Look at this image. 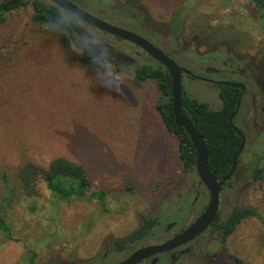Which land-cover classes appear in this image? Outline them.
I'll return each instance as SVG.
<instances>
[{"label":"rangeland","instance_id":"obj_1","mask_svg":"<svg viewBox=\"0 0 264 264\" xmlns=\"http://www.w3.org/2000/svg\"><path fill=\"white\" fill-rule=\"evenodd\" d=\"M67 1L145 38L190 75L205 79L182 74V90L213 110L221 107L220 86L211 81L247 86L253 96L241 98L234 121L244 147L233 186L220 191L218 212L250 207L264 219V179L250 178L254 166L264 165V19L251 3L130 0L134 15H122L112 8L114 0ZM30 15L26 6L0 22V215L9 226L8 232L0 228V264H30L31 250L33 264H115L127 252L117 253L109 243L135 231L141 216H154L161 228L133 244L135 249L159 244L191 224L209 196L196 173L182 170L178 140L155 108L156 85L125 78L132 77L136 65L156 62L132 43L72 16L90 37V47L110 50L106 62L80 66L71 60L80 50L65 51L57 35L33 24ZM222 62L240 65L249 76L252 71L259 85L239 73L206 74L207 67L226 70ZM110 74L120 79L110 80ZM59 156L83 165L92 189L106 192L107 211L94 201L56 202L42 186L37 198L8 193L16 185L17 165L26 160L47 165ZM188 249L175 264H235L232 257L264 264V224L254 218L242 222L226 250L209 235ZM214 253L211 262L203 260Z\"/></svg>","mask_w":264,"mask_h":264},{"label":"trees","instance_id":"obj_2","mask_svg":"<svg viewBox=\"0 0 264 264\" xmlns=\"http://www.w3.org/2000/svg\"><path fill=\"white\" fill-rule=\"evenodd\" d=\"M123 1L128 7L123 8L126 5L120 0L114 7H118L121 14L132 15L130 9L134 7L133 2L130 0ZM247 1L253 6L255 14L260 19H264V0ZM26 6L31 7V22L53 31L65 51L80 50L79 55L73 54L71 58L76 64L94 68L98 61L106 62L107 59H110L108 55L110 53L106 52L108 49L101 47L103 50L100 48L96 50L87 44L90 37L74 22L72 15H64L63 11L47 0H1L0 22L4 20L7 13L20 10ZM132 77L137 83L153 82L156 85L160 95L155 108L166 130L178 140L182 170L186 173H196L194 147L184 129L174 123L171 107V79L168 71L160 64H140L134 68ZM218 97L221 107L213 110L206 103L198 101L182 90L183 113L203 137L209 151L208 168L215 179L221 181L230 172L232 158L240 145V138L231 129L228 122L229 116L236 108L238 90L228 86H220ZM235 119L234 117L233 123ZM7 178L6 172H3L1 179L6 183ZM250 178L254 182L262 181L264 179V165L254 166ZM15 179L16 185L12 186L8 192L11 195L19 193L26 199L37 198L40 196L42 186L56 202L82 203L94 201L103 211H107L106 192L92 189V184L83 165L72 162L65 157H55L47 165L26 160L17 165ZM6 187L8 188V186ZM225 187L223 186L221 189ZM29 208L33 210L35 206L29 205ZM249 218L257 219L264 224V219L255 209L233 206L224 215L220 212L217 213L209 227L208 234L219 243L220 249L226 250L227 239L235 232L237 226ZM5 221V215H0V228L8 232L9 226L6 225ZM159 225L154 216H141L140 225L135 231L109 243V247L116 252L124 250L130 252L133 244L152 236L154 229ZM29 252L30 264H33L35 253L32 250ZM216 254L214 253L207 260H203L209 263ZM232 259L235 264H247L240 258L232 257Z\"/></svg>","mask_w":264,"mask_h":264},{"label":"water","instance_id":"obj_3","mask_svg":"<svg viewBox=\"0 0 264 264\" xmlns=\"http://www.w3.org/2000/svg\"><path fill=\"white\" fill-rule=\"evenodd\" d=\"M53 5L57 6L60 10L71 14L78 20L82 21L86 25L93 27L101 32L114 36L118 39L131 42L138 46L145 54L164 67L171 79V107L174 117V123L176 126H180L189 136V139L195 150V171L200 183L204 186L209 194V200L204 208L203 212L186 227L181 233L175 235L173 238L165 241L161 244L147 245L136 249L124 260L115 264H139L147 258L156 256L164 252L171 251L177 247H180L186 243L193 241L200 236L206 229L210 227L215 216L219 210V194L224 185H228L232 179L233 174L237 167L238 156L242 153L245 138L243 133L234 125L233 118L236 116L240 103L242 92L244 91V85L242 83L231 82H214L219 86H228L233 89H240L241 93L237 98L235 111L229 116L228 122L233 131L236 132L240 138V145L232 158V167L228 175L221 181H217L213 174L210 172L207 164L209 151L205 144V141L199 131L195 129L191 121L184 115L182 110V85L181 75L182 73L190 74L188 71L179 67L171 58L165 55L161 50L152 45L145 38L134 34L133 32L114 27L109 25L100 19L86 13L80 8L76 7L67 0H47ZM200 79V77L195 76Z\"/></svg>","mask_w":264,"mask_h":264},{"label":"flooded vegetation","instance_id":"obj_4","mask_svg":"<svg viewBox=\"0 0 264 264\" xmlns=\"http://www.w3.org/2000/svg\"><path fill=\"white\" fill-rule=\"evenodd\" d=\"M114 3L112 4V8L113 9H115V10H117L118 12H119V10H118V7H114V6H116L117 5V3H118V1H113ZM125 7H127V6H124L123 8H125ZM62 11V10H61ZM63 13H64V15H71V14H68V13H66V12H64L63 11ZM121 13V12H120ZM123 15V14H122ZM132 15H134V14H132ZM82 22V21H81ZM83 23V22H82ZM85 24V23H84ZM86 25V24H85ZM88 26V25H87ZM90 27V26H89ZM91 28H93V27H91ZM95 29V28H94ZM104 33V32H103ZM106 34V33H105ZM109 35V34H108ZM111 36V35H110ZM112 37H114V36H112ZM114 38H116V37H114ZM118 39V38H117ZM121 40V39H120ZM131 43V42H130ZM133 44V43H132ZM135 47H137L138 49H140L138 46H136L135 44H133ZM103 49H106L107 48V46L105 47V46H101ZM141 50V49H140ZM101 51V50H100ZM142 51V50H141ZM143 52V51H142ZM144 53V52H143ZM145 54V53H144ZM145 55H147V54H145ZM148 56V55H147ZM149 57V56H148ZM150 58V57H149ZM150 59H152V58H150ZM153 60V59H152ZM220 60H218V59H216V58H213V62H215V63H217V62H219ZM156 62V61H155ZM156 64H158L157 62H156ZM221 64H223L224 66L226 65V66H228V68L225 70V69H218V68H214V67H207L206 69H205V72H206V74H209V73H211V72H229L230 74H243V75H247V76H249V74L248 73H246L245 72V68H242L240 65H235V64H233V63H231L230 62V64H228L227 65V62H222ZM240 66V67H239ZM252 71L250 72V76L252 75ZM182 74H185V73H182ZM185 75H190V74H185ZM191 77H193V78H195V76H192V75H190ZM248 77V78H250V80H252V83L255 85V86H257V85H259V81L257 80V79H255V78H252V76L251 77ZM247 78V77H246ZM247 78V79H248ZM195 79H197V78H195ZM200 79L201 80H205V79H203V78H201L200 77ZM212 83H214L213 81H211ZM231 83H242V82H231ZM243 85H244V91L242 92V96H241V98L242 97H244L245 95H251V96H253V94L252 93H250V91H248V88H247V86L244 84V83H242ZM238 90V96H239V94L241 93V90L240 89H237ZM261 93H264V91H262V88H261V91H260ZM239 111V110H238ZM262 111H264V109L262 110ZM237 115V114H236ZM199 184L200 185H202L201 183H200V181H199ZM229 184H230V186H228V185H224V186H226V187H228V188H230V187H232L233 186V183H232V181L230 180L229 181ZM203 186V185H202ZM204 187V186H203ZM205 189V188H204ZM206 190V189H205ZM221 191V190H220ZM206 192H207V190H206ZM207 194H208V192H207ZM197 196H198V192H197ZM196 196V197H197ZM208 196H209V194H208ZM194 202V201H193ZM206 207V206H205ZM204 207V208H205ZM204 208L201 210V213L203 212V210H204ZM200 213V214H201ZM199 214V215H200ZM198 215V216H199ZM197 216V217H198ZM163 222H165V220L163 221ZM163 222H162V224H163ZM194 222V221H193ZM175 224H177V222H175V221H173L172 223H171V225H175ZM170 224H168L167 226H165V228H164V231L165 230H169L170 229V226H171ZM190 225V224H189ZM188 225V226H189ZM188 226H186V227H188ZM186 227H184V228H182V229H180L177 233H175L172 237H170V238H168V239H166V240H164L163 242H161V243H164L165 241H167V240H169V239H171V238H173L175 235H177V234H179V233H181ZM157 228H161L160 227V225H159V227H157ZM155 230V229H154ZM208 230H209V228L208 229H206L200 236H198L197 238H195L193 241H191V242H189V243H186V244H184V245H182V246H180V247H177V248H175V249H173V250H171V251H168V252H164V253H161V254H157L156 256H153V257H150V258H147V259H145L144 261H142L141 263H139V264H166V263H168V264H175L179 259H180V257L182 256V254L184 253V252H187L189 249L188 248H191V246L192 245H194V244H196V242L199 240V239H201V238H203L205 235H209L208 234ZM165 232H167L168 233V231H165ZM154 234H155V232L153 233V235L152 236H150V237H148V238H152L153 236H154ZM147 239V238H146ZM144 241V240H143ZM143 241H141V242H143ZM161 243H159V244H161ZM149 245H155V244H149ZM144 246H147V245H142L141 247H144ZM141 247H139V248H141ZM188 247V248H187ZM139 248H137V249H139ZM136 249L135 248H133L132 247V251H130V252H127V255L124 257V259L126 258V257H128L133 251H135ZM116 252V251H115ZM118 253V252H117ZM123 259V260H124ZM122 261V260H121Z\"/></svg>","mask_w":264,"mask_h":264},{"label":"clouds","instance_id":"obj_5","mask_svg":"<svg viewBox=\"0 0 264 264\" xmlns=\"http://www.w3.org/2000/svg\"><path fill=\"white\" fill-rule=\"evenodd\" d=\"M125 78H133V77L128 76V77H125ZM109 79H110V80L120 79V76H119V75H113V74H110V75H109ZM105 86H110V85L106 84Z\"/></svg>","mask_w":264,"mask_h":264}]
</instances>
